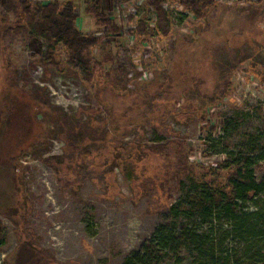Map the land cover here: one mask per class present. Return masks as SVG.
Here are the masks:
<instances>
[{"label":"rangeland","instance_id":"obj_1","mask_svg":"<svg viewBox=\"0 0 264 264\" xmlns=\"http://www.w3.org/2000/svg\"><path fill=\"white\" fill-rule=\"evenodd\" d=\"M20 1L0 0V264H192L184 244L151 242L159 225L199 226L171 206L202 182L229 190L247 158L264 179V0H213L199 15L188 0H70L80 30L100 35L93 53L112 51L90 81L41 63ZM235 227L199 226L249 264Z\"/></svg>","mask_w":264,"mask_h":264},{"label":"trees","instance_id":"obj_2","mask_svg":"<svg viewBox=\"0 0 264 264\" xmlns=\"http://www.w3.org/2000/svg\"><path fill=\"white\" fill-rule=\"evenodd\" d=\"M42 1L40 5L27 3L24 6L23 4L21 6L23 1L19 2L24 16L28 18L34 40L43 39L46 43L45 51L40 55L41 63L52 65L60 71L70 66L85 81H90L94 76L100 79L105 64L113 60L112 51L107 47L109 50L107 55L93 53V50L99 52L97 46L102 45L100 35L80 30L78 13L72 1ZM187 2L193 7L194 14L199 15L201 7L212 5L213 0H188ZM91 14L101 25H104L105 29L107 28L109 19L104 18V13L98 11V7H95ZM110 31L115 32V30ZM122 69L124 70V67L118 64L116 70L120 72ZM167 73L164 75L165 78L170 77V72ZM174 79L172 78V82ZM172 82L158 83L155 91L163 95L167 94V90L172 91L173 85L176 86ZM263 159L264 155L258 157V160ZM251 164H253L252 159L247 158L244 166L228 177L229 190L202 182L199 184L200 192L185 196L186 207H183L181 202H176L171 209L176 214L182 213L188 218L197 219L199 226L222 220L230 224L235 222L234 231L238 232L245 243L244 255L250 261L249 264H258L264 262L263 247L259 246L264 242V207L260 206L257 200L261 194H264V179L258 181L254 177L253 170L250 168ZM191 181L195 183L193 178ZM249 201H253L255 210L243 211L242 208ZM238 210L241 211L238 212ZM199 226L184 228L177 234L167 226L159 225L154 229L151 242L162 250H167L177 243L184 244L193 256L192 264H231L217 253V243L215 239H212L210 232L201 231ZM177 260L179 261L180 258L177 257ZM123 264L152 263L144 261L138 254H132ZM232 264L242 263L234 261Z\"/></svg>","mask_w":264,"mask_h":264}]
</instances>
